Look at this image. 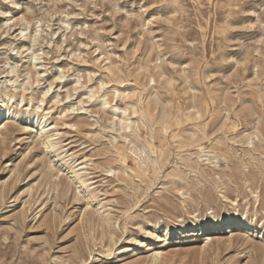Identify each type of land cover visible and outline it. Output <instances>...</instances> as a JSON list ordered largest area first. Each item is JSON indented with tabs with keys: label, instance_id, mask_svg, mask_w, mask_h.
I'll return each instance as SVG.
<instances>
[{
	"label": "rangeland",
	"instance_id": "rangeland-1",
	"mask_svg": "<svg viewBox=\"0 0 264 264\" xmlns=\"http://www.w3.org/2000/svg\"><path fill=\"white\" fill-rule=\"evenodd\" d=\"M4 90L0 264H264V0H0Z\"/></svg>",
	"mask_w": 264,
	"mask_h": 264
},
{
	"label": "bare ground",
	"instance_id": "bare-ground-1",
	"mask_svg": "<svg viewBox=\"0 0 264 264\" xmlns=\"http://www.w3.org/2000/svg\"><path fill=\"white\" fill-rule=\"evenodd\" d=\"M15 77V76H14ZM16 80V79H15ZM19 84V83H18ZM29 84V83H28ZM16 87V86H15ZM18 88L17 89H22V88H19V85L17 86ZM21 87V86H20ZM6 89V88H5ZM15 90V89H14ZM26 89L25 88H23L22 90H21V93L19 92L20 90H18L17 92V94H16V92H15V94L17 95V97H19V99H22V103L24 102V100H23V98H24V95H23V93H24V91H25ZM5 92H2V94H1V96H0V115L1 116H3V118H7L8 116H9V114H10V112H15V108H13V110H11V108L13 107V105L12 106H8L9 104V102L7 103V101L5 102V97L6 96H8L7 95V93L9 94V92H7L6 93V90H4ZM11 98H14V96H10ZM7 100V99H6ZM16 100V99H15ZM10 101V100H9ZM14 101V100H13ZM19 102H20V100H19ZM11 103V102H10ZM18 103V102H17ZM11 105V104H10ZM18 106H16V108H17ZM20 107V106H19ZM39 107H35V115H34V117L36 118V116H37V113L39 112ZM115 111V110H114ZM1 118V117H0ZM30 118V117H29ZM28 117L26 118V119H29ZM45 119V117H43L42 119H37V123H39V124H41V123H46V121L44 120ZM120 121H122V120H120ZM5 124V123H4ZM39 126V125H38ZM224 226V225H223Z\"/></svg>",
	"mask_w": 264,
	"mask_h": 264
}]
</instances>
